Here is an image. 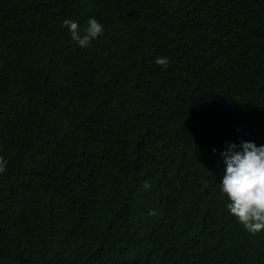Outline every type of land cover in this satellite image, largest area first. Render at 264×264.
Instances as JSON below:
<instances>
[{"label":"trees","instance_id":"obj_1","mask_svg":"<svg viewBox=\"0 0 264 264\" xmlns=\"http://www.w3.org/2000/svg\"><path fill=\"white\" fill-rule=\"evenodd\" d=\"M242 142L264 0H0V264H264L220 188Z\"/></svg>","mask_w":264,"mask_h":264},{"label":"clouds","instance_id":"obj_2","mask_svg":"<svg viewBox=\"0 0 264 264\" xmlns=\"http://www.w3.org/2000/svg\"><path fill=\"white\" fill-rule=\"evenodd\" d=\"M63 23L81 47H88L104 32L103 25L95 18H89L83 34L78 22L65 19ZM155 63L167 68L169 61L165 57H157ZM220 155L225 165L220 188L229 201L227 210L253 235L264 231V145L242 142L238 146L231 143ZM6 166L7 162L0 156V174L5 172ZM149 187L145 182L144 188ZM151 214L156 215L154 211Z\"/></svg>","mask_w":264,"mask_h":264}]
</instances>
